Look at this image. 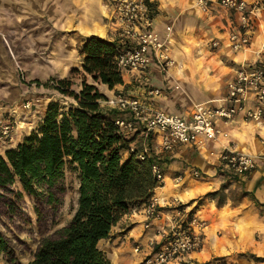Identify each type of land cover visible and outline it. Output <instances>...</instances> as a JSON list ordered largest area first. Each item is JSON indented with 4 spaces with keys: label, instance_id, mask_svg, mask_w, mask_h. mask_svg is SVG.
I'll list each match as a JSON object with an SVG mask.
<instances>
[{
    "label": "rangeland",
    "instance_id": "1",
    "mask_svg": "<svg viewBox=\"0 0 264 264\" xmlns=\"http://www.w3.org/2000/svg\"><path fill=\"white\" fill-rule=\"evenodd\" d=\"M250 1L253 4H250L249 11L254 10L256 14L251 25V42L253 49L259 51L256 54L257 62L264 66V0ZM152 2L157 8L154 19L164 13L163 20L170 24L164 28L163 36L167 34L166 29L171 28L168 39L173 65L179 62L183 75L178 81L171 76V68L167 74L162 73L169 79L162 78V97L170 99L173 92L183 94L188 102L183 106L185 109L225 97L227 82L240 60L232 53L212 46L216 39L222 38L219 34L223 25L218 18L203 19L188 8L185 0ZM165 3L164 11L161 7L158 9V5ZM113 7L114 0H0V122L12 126L10 138H0V145H12L17 137L23 139L37 130L49 103H59L62 111L73 103L44 85L52 86L57 80L66 78L72 81V89H80L83 58L79 53L84 40L89 37L87 28L93 32L98 28L96 26H100L98 29L103 34L97 37L106 41L111 38L113 41L118 40L115 21L111 18L107 25V10H113ZM251 56H246V60L249 61ZM122 74L127 81V74ZM85 78L87 83L95 84L107 98L124 91L123 87L112 90L100 88V84L93 83L89 76ZM28 103L29 107H26ZM101 105L105 111L109 109L104 102ZM78 185L77 170L66 164L63 191L56 195L59 202L57 206L23 194L22 198L15 200L13 213L3 211L0 207V231L14 249L16 264H27L40 240L69 223L77 207ZM17 188L12 189L17 191ZM240 194L234 191V200L240 198ZM247 254H236L229 257L231 259L208 263L237 264L238 260L250 258ZM0 264H7L2 257Z\"/></svg>",
    "mask_w": 264,
    "mask_h": 264
},
{
    "label": "trees",
    "instance_id": "2",
    "mask_svg": "<svg viewBox=\"0 0 264 264\" xmlns=\"http://www.w3.org/2000/svg\"><path fill=\"white\" fill-rule=\"evenodd\" d=\"M148 7L154 19L156 4L148 2ZM120 47L116 40L87 37L79 53L83 58L80 89H72V81L66 78L52 86L44 85L73 103L65 111L59 103H49L38 129L0 156V207L10 213L16 208L15 200L23 194L57 206L65 165L73 166L79 175L77 207L71 220L40 240L27 264H111L99 250L98 242L107 239L130 210L145 205L158 187L151 166H161L162 153L151 151V155L140 160L139 133L129 136L121 131L115 121L124 115L116 109L105 111L101 103L108 98L95 84L86 82L85 76H89L93 83L108 90L122 86L124 91L119 93L130 97L142 96V90L154 87L148 74L151 68L144 74H130L129 85L124 83L114 61ZM255 66L262 65L256 62ZM223 189L207 193L205 198L219 199L217 204L221 205ZM0 257L7 264H16L14 249L1 231ZM251 259L263 260L253 256Z\"/></svg>",
    "mask_w": 264,
    "mask_h": 264
},
{
    "label": "crops",
    "instance_id": "3",
    "mask_svg": "<svg viewBox=\"0 0 264 264\" xmlns=\"http://www.w3.org/2000/svg\"><path fill=\"white\" fill-rule=\"evenodd\" d=\"M154 1L157 3L159 0ZM185 2L189 9L195 11V14L203 17V19L214 20L218 18L219 23L223 25V28L221 27L223 32L221 31L219 34L222 38L216 39L219 43L218 49L226 50L239 58L240 63H238L236 70L243 65H252L257 62L256 54L259 51L253 49L252 42L248 51L233 52L228 48L227 36L231 24H237L238 17L236 15L221 10L216 5H212L208 12L202 13L195 8L192 1L185 0ZM247 2L250 8V4L253 2L250 0ZM164 5L167 4L158 5V9L161 7V10L164 11ZM111 13L110 8L106 15L109 20L107 25L110 24ZM252 13L253 17L256 16L254 10ZM159 19H165L164 13L154 19L153 26L157 32L163 35L164 28L169 27L170 24L164 20L160 22ZM96 27L99 28L100 26ZM98 28L93 32L87 28V31L90 32L89 36H101L103 32ZM112 39L109 40L113 41ZM258 41L257 39L256 42ZM249 54L252 55V58L247 61L246 56L248 57ZM235 71L230 80L233 79ZM170 73L178 81L183 78L179 62L173 65ZM148 74L151 75L150 78L155 88L163 87L161 86L163 79L169 80L168 76L162 75L156 66H152ZM126 76L127 81L125 78L123 80L125 84L129 85L131 78L128 74ZM100 88L107 87L100 85ZM172 94V98L167 99L162 97L164 96L163 93L157 99L158 108L168 114L189 117L192 107L196 104L185 109L183 106H185L187 99L184 95H177L175 92ZM224 99L225 97H221L201 103L215 107L225 104ZM216 126L220 130L216 140L206 141L199 148L182 146L173 152L161 154L156 148L159 139L156 137L153 139L152 149L154 154L162 155L161 167L165 175L164 185L154 190L159 201V218L153 220L150 228L145 230L143 228L145 219L142 215L131 214L130 212L125 214L112 228L108 238L98 242L99 250L106 255L111 264L140 263L144 257L155 251L156 248L150 247V242L159 243V230H168L171 221L178 216L182 222H188L191 218L196 222L203 221L205 228L202 248L184 256L173 264H206L214 259L227 260L229 257L241 253H248L247 257L250 256V258L238 260L236 261L237 264H264V122L260 124L245 122L242 114L239 113L231 121H216ZM21 139L17 137L12 145H0V156L5 151L14 149L22 141ZM140 141H142V137ZM229 149L254 157L256 159L255 169L238 180H232L223 169H218L221 168L219 157L223 151ZM193 169L199 171L202 175L200 179L203 180L191 177L189 172ZM177 176H182L183 180L177 183L175 180ZM222 188H224V200L221 205H218L215 200L205 198L207 193L220 191ZM234 191L240 192L241 197L234 200ZM198 200L201 202L198 203ZM135 247H138V253L134 252ZM252 256L263 258V260L261 262L254 261L251 259Z\"/></svg>",
    "mask_w": 264,
    "mask_h": 264
},
{
    "label": "built area",
    "instance_id": "4",
    "mask_svg": "<svg viewBox=\"0 0 264 264\" xmlns=\"http://www.w3.org/2000/svg\"><path fill=\"white\" fill-rule=\"evenodd\" d=\"M189 1L202 13L216 5L221 10L236 15L238 21L237 24H231L227 45L233 52L248 51L254 17L249 11L247 0ZM148 2L151 3L152 0H114L111 18L118 28L117 41L121 43L114 61L121 73L144 74L152 66H156L161 73L167 74L174 64L168 39L171 28L166 29L165 36L154 29ZM212 46L218 48L219 43L215 41ZM255 63L243 65L235 71L233 79L226 85L225 104L215 107L205 103L196 104L187 118L159 110L155 103L163 90L155 87L142 90L143 94L139 97L119 93L108 98L104 104L124 115L115 121L121 131L129 136L139 133L142 137L140 160L151 155V151L154 152L152 145L155 137L159 139L156 148L160 153L173 152L180 146L199 148L206 141L216 140L220 132L216 121L228 122L241 113L245 122H264V66H255ZM26 107H29V103ZM11 133L12 126L7 122H0V138L8 139ZM219 166L230 178L238 180L255 169L256 159L229 149L219 157ZM151 171L158 184L156 189L162 187L165 175L160 164L153 163ZM189 173L194 179L202 176L194 169ZM175 180L178 183L183 179L182 176H177ZM158 206V198L153 194L145 205L130 210V213L142 215L145 219L143 228L147 230L151 222L159 218ZM204 228L203 221L196 222L191 218L188 222H182L179 216L176 217L168 230H159V243L150 242V247L156 248L155 251L138 264H173L184 256L199 251L202 248ZM138 251V247H135L134 252Z\"/></svg>",
    "mask_w": 264,
    "mask_h": 264
},
{
    "label": "bare ground",
    "instance_id": "5",
    "mask_svg": "<svg viewBox=\"0 0 264 264\" xmlns=\"http://www.w3.org/2000/svg\"><path fill=\"white\" fill-rule=\"evenodd\" d=\"M172 67H173V65H172ZM172 67H171V68H172Z\"/></svg>",
    "mask_w": 264,
    "mask_h": 264
}]
</instances>
